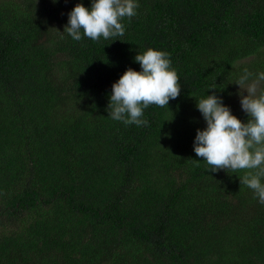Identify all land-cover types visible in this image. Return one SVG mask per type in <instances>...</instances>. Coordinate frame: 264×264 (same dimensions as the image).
I'll use <instances>...</instances> for the list:
<instances>
[{"label":"trees","instance_id":"obj_1","mask_svg":"<svg viewBox=\"0 0 264 264\" xmlns=\"http://www.w3.org/2000/svg\"><path fill=\"white\" fill-rule=\"evenodd\" d=\"M136 2L123 36L94 42L63 32L92 0H0V264H264L244 170L194 152L199 99L249 120L235 82L264 72V0ZM148 48L170 54L180 95L125 125L112 85Z\"/></svg>","mask_w":264,"mask_h":264},{"label":"clouds","instance_id":"obj_2","mask_svg":"<svg viewBox=\"0 0 264 264\" xmlns=\"http://www.w3.org/2000/svg\"><path fill=\"white\" fill-rule=\"evenodd\" d=\"M55 2V0H54ZM136 0H92L91 8L78 3L68 14L67 32L74 41L87 37L94 42L123 36L124 18L131 20L137 12ZM169 53L148 48L135 56L141 71L128 68L112 85L109 117L125 125L147 126L144 110L150 105L168 106L170 100L180 95L181 84L175 69L171 67ZM264 72L256 74L244 69L235 82L247 95L240 93L243 111L249 116L243 123L231 113L222 99L215 94L197 101L207 127L197 130L194 152L202 157L212 172L244 170L240 179L253 190L254 198L264 204ZM210 89H215L211 87Z\"/></svg>","mask_w":264,"mask_h":264},{"label":"rangeland","instance_id":"obj_3","mask_svg":"<svg viewBox=\"0 0 264 264\" xmlns=\"http://www.w3.org/2000/svg\"><path fill=\"white\" fill-rule=\"evenodd\" d=\"M241 92H243V95H247V91L246 90H240Z\"/></svg>","mask_w":264,"mask_h":264}]
</instances>
